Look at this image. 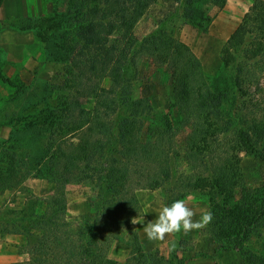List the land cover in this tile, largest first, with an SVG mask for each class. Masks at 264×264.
Segmentation results:
<instances>
[{
  "label": "rangeland",
  "instance_id": "rangeland-1",
  "mask_svg": "<svg viewBox=\"0 0 264 264\" xmlns=\"http://www.w3.org/2000/svg\"><path fill=\"white\" fill-rule=\"evenodd\" d=\"M195 1L193 17L188 20L186 11L191 4L187 0H0V241H5L2 237L17 235L15 245L20 254L10 264H33L34 244L45 245L47 232L55 231L59 232L55 235L61 244L77 258L71 264L79 263L85 245L90 255L85 256L87 264H97L93 262L95 247L117 264H244L237 250L221 248L206 227L187 234L181 231L166 235L164 241L147 239L143 227L156 219L165 206L164 195L170 193L173 185L169 179L164 177L158 188L143 184V188L130 189L124 199L119 198L121 192L99 187L95 181V99L91 98L95 58L99 59L95 48L112 49L118 44L128 51H124V58L130 60L126 76L131 82V95L149 99L155 112L166 114L171 127L169 135L178 151V179L174 186L188 191L179 199H186L196 211L194 220L200 219V209L210 210L216 201L210 191L208 197L199 194L207 186L212 189V173L221 174L228 185H236L237 179L239 186L232 188L236 197L245 192L241 185L252 188L264 184V162L240 149L242 145L233 141L235 129L231 131L233 139L226 133L213 138L205 127L208 134L205 139L200 138V152L192 155L185 150L192 126L182 123L171 71L167 69L170 56L158 48L160 42L157 46L156 43L164 37L182 43L199 64V73L214 76L221 67L222 46L242 21L241 12L249 0H225L220 7L209 0ZM113 3L119 6L113 7L117 15L124 6L135 11L145 4V9L136 21L114 25L115 29L106 36L116 22L112 21L114 10L108 9ZM252 5L256 14L264 18V0H252L249 8ZM95 11L99 13L97 18L103 17L104 11L109 19L96 21ZM202 14L210 19L201 22ZM95 36L115 41L95 43ZM252 59L255 68L250 79H257L264 88V51ZM78 70L84 72L83 77L78 76ZM196 81L192 82V92L196 91ZM223 83L220 89L226 93L221 108L224 114L234 111L239 100L230 84L225 80ZM242 87L255 89L251 83H242ZM249 98L244 99L247 102ZM190 109L198 117L206 110L195 100ZM81 123H86L81 132H65L63 136L60 133ZM144 127L146 133L154 131L147 121ZM88 143L92 145L87 147ZM125 201L122 209L114 206ZM99 213L112 221L122 219L112 225L103 240L95 231L89 235ZM143 217V224L132 223L133 218ZM78 223L87 230L79 228ZM13 229L29 231L32 236L27 237L25 232L8 233ZM250 241L259 247L264 241V228H259Z\"/></svg>",
  "mask_w": 264,
  "mask_h": 264
},
{
  "label": "trees",
  "instance_id": "trees-1",
  "mask_svg": "<svg viewBox=\"0 0 264 264\" xmlns=\"http://www.w3.org/2000/svg\"><path fill=\"white\" fill-rule=\"evenodd\" d=\"M209 1L219 7L225 4V0L221 2ZM107 2H96L95 5ZM187 3L191 4L186 11L189 16L187 19L191 20V16L193 17L194 14L193 5H196L197 1L187 0ZM114 6L116 9L119 7L113 3L112 7L108 9L112 11ZM144 7L145 4L134 11L131 7L124 6L120 15L115 14L114 8L115 16L112 21H116V24L114 23L105 35L108 36L107 34L115 29L114 25H129L131 19L136 21L143 14ZM96 14L99 13L95 11V17ZM200 17L201 22L210 19L203 14ZM108 19L109 16L104 11L103 17L100 15L99 18H95L96 21L101 22ZM106 36H95V43L100 44L101 40L103 42L106 40L115 41L106 39L108 38ZM157 42L156 46L160 42L158 48L164 52L167 51L170 56L167 61V69L171 71L174 82V95L178 102L179 116L183 119V124L192 126L191 131L187 134L185 150L192 155L199 153L201 150L200 138L204 136L205 139L208 134L206 129L210 131L209 135L213 138L217 134L224 133L230 135L229 138H231V131L235 129L232 137L233 141L242 145L240 149L248 154L258 156L264 162V88L259 86L257 79H250L251 70L255 68V61L252 58L264 51V18L256 14L255 6L252 5L248 9L243 15L242 21L223 44L221 67L218 74L216 73L214 76L207 77L204 73H199V64L194 60L192 52L182 43H175L171 37L166 39L164 37ZM115 46L118 44H114L112 49L95 48V55L99 56V59L95 58V88L91 98L95 99L96 184L111 192H121L122 195L119 198L124 199L126 193H131L130 189L135 191L143 184L151 189L160 187L165 177L173 184L169 187L170 193L164 195L165 205H170L173 201L188 195V191L174 186L178 179L175 166L178 151L174 149L173 141L169 135L170 124L167 123L168 120L164 112H155L148 101L149 99L142 100L140 96L133 97L131 95L129 92L131 91V82L126 76L130 68V60L124 58L128 51ZM197 72L200 75H197ZM77 74L84 76V72L81 73L79 70ZM196 80L199 82L195 87L196 91L192 92L194 90V88L190 90L193 87L192 82H197ZM224 80L234 89L236 99L239 101L234 111L223 114L221 108L224 106L223 96L226 93L225 90L220 89V86L224 85ZM104 81L107 85H104ZM242 83H251L255 89L253 91L245 90ZM259 91L261 92L258 93ZM247 96L250 98L246 102L244 98ZM193 100L196 105L206 108L205 114H199L200 117H198L197 113L190 112ZM62 104L66 105V102ZM120 110L121 112H119ZM113 114H115L114 117H112ZM213 120L215 123L212 122ZM144 121L149 122L154 131L144 132ZM190 122L194 124L192 125ZM214 125H217V128H213ZM85 126L86 123H81L77 127H67L63 130L61 128L60 133L63 136L65 132L66 135L73 131L81 132ZM228 127H231V130H228ZM216 140L219 139L216 137ZM90 145L92 144L88 143L87 147ZM57 149L59 152L61 151V148L57 147ZM209 180L212 183L210 186L212 189H208L209 186H207L204 187L202 193H199L208 197L207 193L210 191V194L216 199L214 205L210 207L213 219L206 226L209 234L224 250H237L244 264H264V241L259 244V247L250 244L253 234L259 228H264V184L252 188H244V185H241V189H245V192H242L240 197H236L232 188L239 186L237 179L236 185H228L221 174L214 176L212 173ZM125 187L128 190L124 189ZM177 191L181 193H176ZM185 193L187 194L185 195ZM126 204L127 201L116 202L114 206L122 209ZM102 217L104 220L100 221ZM121 220V218H116L112 221L103 213H99L95 216V226L89 230V235L95 231V235L99 238L106 239L113 228L112 225ZM51 224L54 226V222ZM78 227L87 230V227L81 223H78ZM24 232L20 229L8 231V233ZM55 232H47L45 245L34 244L36 253L33 252L35 255L33 264H71V260L77 261V258L74 259L71 256L69 247L66 248V245H62L61 240H58L59 236L55 234L59 232ZM25 234L27 237L32 236L29 231ZM66 234L64 233V235ZM40 235L43 237L44 233ZM85 247L78 259V264H87L85 256L86 254L88 257L90 255L87 253L86 245ZM98 251L100 250L95 247L93 262L117 264Z\"/></svg>",
  "mask_w": 264,
  "mask_h": 264
},
{
  "label": "clouds",
  "instance_id": "clouds-1",
  "mask_svg": "<svg viewBox=\"0 0 264 264\" xmlns=\"http://www.w3.org/2000/svg\"><path fill=\"white\" fill-rule=\"evenodd\" d=\"M196 211L189 207L186 199H177L170 205L163 206L156 219L147 222L143 227V232L149 241H164L166 235L176 234L183 231L185 234L192 230L205 228L213 219L210 210L200 209V219L194 220ZM133 224L144 223L141 219L133 218ZM172 248H175L173 242Z\"/></svg>",
  "mask_w": 264,
  "mask_h": 264
},
{
  "label": "crops",
  "instance_id": "crops-1",
  "mask_svg": "<svg viewBox=\"0 0 264 264\" xmlns=\"http://www.w3.org/2000/svg\"><path fill=\"white\" fill-rule=\"evenodd\" d=\"M251 3L252 0H249L246 8L241 12L242 16L248 11ZM2 239H5V241H0V264H10L17 261L20 258V254L17 253V245H15V242H18L17 235L11 234L10 236L2 237Z\"/></svg>",
  "mask_w": 264,
  "mask_h": 264
}]
</instances>
